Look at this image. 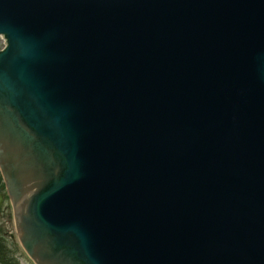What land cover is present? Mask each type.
<instances>
[{
    "label": "water",
    "instance_id": "95a60500",
    "mask_svg": "<svg viewBox=\"0 0 264 264\" xmlns=\"http://www.w3.org/2000/svg\"><path fill=\"white\" fill-rule=\"evenodd\" d=\"M0 35L35 264H264V0H0Z\"/></svg>",
    "mask_w": 264,
    "mask_h": 264
},
{
    "label": "rangeland",
    "instance_id": "374dc122",
    "mask_svg": "<svg viewBox=\"0 0 264 264\" xmlns=\"http://www.w3.org/2000/svg\"><path fill=\"white\" fill-rule=\"evenodd\" d=\"M0 192L2 194L0 199V237L8 245L11 250L10 253L17 258L19 264H35L25 254L18 242L9 199L5 195L4 190L0 189Z\"/></svg>",
    "mask_w": 264,
    "mask_h": 264
},
{
    "label": "trees",
    "instance_id": "16d2710c",
    "mask_svg": "<svg viewBox=\"0 0 264 264\" xmlns=\"http://www.w3.org/2000/svg\"><path fill=\"white\" fill-rule=\"evenodd\" d=\"M10 252L8 245L0 237V264H19L17 258Z\"/></svg>",
    "mask_w": 264,
    "mask_h": 264
},
{
    "label": "flooded vegetation",
    "instance_id": "af4514ba",
    "mask_svg": "<svg viewBox=\"0 0 264 264\" xmlns=\"http://www.w3.org/2000/svg\"><path fill=\"white\" fill-rule=\"evenodd\" d=\"M1 181L3 183L2 187H3V190L5 191V195L7 196V198L9 199V202H10V198H9L8 194H6V188H5V185H4V182H3L2 178H1ZM1 197H2V194H1ZM10 206H11V203H10Z\"/></svg>",
    "mask_w": 264,
    "mask_h": 264
},
{
    "label": "built area",
    "instance_id": "2783aa9c",
    "mask_svg": "<svg viewBox=\"0 0 264 264\" xmlns=\"http://www.w3.org/2000/svg\"><path fill=\"white\" fill-rule=\"evenodd\" d=\"M2 41V40H1ZM3 43V42H2Z\"/></svg>",
    "mask_w": 264,
    "mask_h": 264
}]
</instances>
